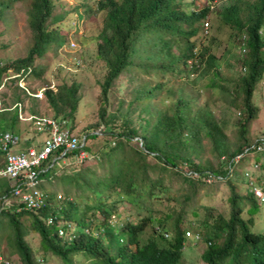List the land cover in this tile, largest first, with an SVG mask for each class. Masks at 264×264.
I'll list each match as a JSON object with an SVG mask.
<instances>
[{"label":"trees","instance_id":"trees-1","mask_svg":"<svg viewBox=\"0 0 264 264\" xmlns=\"http://www.w3.org/2000/svg\"><path fill=\"white\" fill-rule=\"evenodd\" d=\"M179 4L178 0H101L98 2L99 8L106 9L105 29L100 31L97 43V49L103 52V60L107 66L101 83L103 99L107 98L108 89L122 70L137 67L139 70L135 74L143 73L150 79H143L139 83L140 86L134 88L132 97L126 102V107L120 111V117L112 113L106 114L104 103H101L100 111L103 113L101 114V120L107 122L105 133L86 132L84 145L91 155L79 161L78 177L73 176V174L64 177L73 180L78 187L81 179L82 181L85 180L83 178L87 176L88 170L94 171L98 167L109 170L107 174H111L109 180L107 175L98 177L99 184L103 186L102 194L99 188L93 189L94 194L99 199V209L103 216L106 218L110 214V218L112 214H116L115 201L107 203L101 199L102 195H109L103 193V190L111 180H115L118 185H121L122 191L118 194L125 197L124 204L126 206L132 205L136 210L134 217L129 215V218L125 220L126 222L123 224L120 234L113 230L112 222L110 224H107L108 222L103 223L105 225H102L105 227V237L115 247V250L108 245L105 246L100 239L93 237L81 239L78 243L80 251H92L93 256H89L91 259L89 264H182L184 260L187 261V256L184 255V247L187 248L188 244H185V242L188 237L185 238L184 231L179 227L180 225H177L178 223H176L170 237H165L160 230L142 242L138 237L146 224L140 227L136 220L143 216H151L150 214H139L138 209L151 208L150 199L155 198L160 190H167V179L171 176L167 177L165 175L166 169L169 166H176L181 160L189 164L188 169L191 168L198 172L194 176L181 172L180 180L186 183L185 186L188 190L196 188L197 183L204 181L205 177L215 175L216 178H212L208 183H203H207L209 188H217L221 180L217 179L218 176L222 178L227 176L224 182H226L231 192L229 195L231 214L227 219L219 213L214 215L209 207L206 208L202 217L204 221L208 218L213 219L212 225H208V228L209 231L212 228L216 235V237L213 234L209 235L206 231L207 236L213 240L204 250L206 264H264V238L261 232L252 229L255 213L257 212L259 215L262 209V201L257 198L253 188L262 185L261 178L258 181H253L245 175L250 172V169L246 168L250 161L255 162L262 159L261 146H264V137L259 138L256 136L252 141L246 142L244 135L246 125L249 124V120L258 109L253 99V93L256 90L255 85L264 77V32H261L264 28V0H253L251 2L252 6L257 7L259 5L260 8L259 14L255 17H249L248 22L245 24L247 34L243 38L245 49L243 51L239 49L240 53L237 56L241 66L244 65L245 68L244 74L241 75L242 89L227 101L229 104L227 110L231 109L232 105L239 110L236 118L234 117V124L238 126L235 140H232L235 135L230 137L225 133L224 127L215 120L209 108L202 106L198 112L191 114L187 110L188 98L182 99L179 97V101L177 100L173 104L172 111L157 108L153 101L156 91H160L164 85V81L161 80L164 73L176 76L185 71H198L202 70L200 69L201 64L204 65L202 74H206L209 70H214V73L218 72L221 58L216 57L207 48L202 49L197 56H190L189 53H186L187 58H194L195 60L191 66L185 60L186 63L180 62L170 69L159 72L155 77V70H159L161 67L165 68V66L159 64L147 65L140 61L139 50L132 44L133 35L137 30L151 29L159 33L164 29H175L179 34L186 35L188 39L186 46L189 50L192 49L194 44L189 39L196 32L203 31V28L200 29L199 23L201 18L207 14L209 7L204 5L199 10L186 11L180 8ZM9 5V0H0V20ZM52 7L51 0H32L27 12L29 25L34 34V42L29 47L26 55L13 60V64L18 66L33 64L34 67L35 58L43 53V49L51 41L60 42L64 39L59 30L47 23L52 14ZM76 7V5L71 4L68 8L75 9ZM55 18L57 17L52 18V20ZM224 22L225 26L232 27L229 21L225 20ZM167 43L168 55L171 56V59L176 60L170 51L171 40H167ZM243 55L245 56L243 57ZM3 68L5 67L0 65V73ZM151 80H153V83ZM74 90L75 88H73ZM63 93V91H60L53 94L48 91V101L56 114L63 112L62 103H64L69 107L68 115L73 116L75 97H71L68 105L65 102ZM120 102L124 103L122 99H120ZM129 103L132 104L134 109L139 108L136 122L131 125L126 120L125 124L122 120V124L116 123L113 117L122 118L125 116ZM143 113L147 115H143ZM135 136H139V138L134 139ZM204 136L209 137L215 163L211 159H206L204 163L200 161L202 158L200 153L203 149L201 138ZM185 137H189L190 141L186 140ZM96 140H102L103 146L96 147ZM169 142L183 145L191 152L186 154L185 151L178 150L174 154L177 159L171 161L173 152L168 151L167 145H169ZM232 144L233 148L225 149L226 146ZM122 151L126 155L123 160L124 164H122L123 162L114 163L113 159ZM148 153H153L154 157L161 161L162 168L159 171L161 174L157 176L149 175L150 178H148L147 170L157 168L158 164H151L146 160ZM238 154L240 155L237 156ZM191 155L200 159L194 161ZM223 158L226 162L224 161V164L219 166L218 163ZM225 163L228 166L225 167ZM204 164L209 165L204 166ZM135 172H138L136 178L133 175ZM239 173L242 174L241 182H237ZM245 181V184H247L246 189L240 192L238 187H241ZM65 192L66 197L63 201L61 199L58 202L59 204L62 203L60 208L51 203L40 208L39 213L29 212L33 216L30 227L38 230L40 234L39 249H36V254L32 246L24 239L29 227L18 218L25 211L14 214V212H9L7 209L0 210V224L6 223L11 228L14 243L18 248L19 259L15 261H21L22 264H48L52 261L51 257L54 255L58 258L60 256L64 257L65 249H67L66 243H63L66 238L63 233L62 235L59 233V230L67 234L68 232L73 233L78 238L81 225L74 223V210L77 200H71L68 198L69 192ZM134 192L137 194H134ZM188 198L189 195L185 194L184 199L187 200ZM243 203L251 204V206L246 207ZM122 208L120 206L119 210L117 209L118 214L121 216H123ZM245 209L250 211L246 219L240 214ZM39 214L44 217L56 216V218L52 224H45ZM171 214L166 213L165 217H170ZM76 217L79 216L76 215ZM192 217L199 219V213H193ZM179 218L181 219L182 216ZM223 228H226V230ZM162 229L169 231L165 226ZM237 230L240 231L239 235ZM98 236L103 237L104 235L99 233ZM118 236H123L124 242H114ZM129 244L135 245V247L131 248ZM186 252H188V248ZM0 264L6 263L1 262Z\"/></svg>","mask_w":264,"mask_h":264},{"label":"rangeland","instance_id":"rangeland-1","mask_svg":"<svg viewBox=\"0 0 264 264\" xmlns=\"http://www.w3.org/2000/svg\"><path fill=\"white\" fill-rule=\"evenodd\" d=\"M88 1L89 0H52V15L47 22L50 24L51 19L57 17L53 19V22L51 23L53 24V27L63 34L64 39L60 42L51 41L47 48L45 47L42 55L36 58L35 62L39 64L37 69H41L42 73L44 72V76H47L49 79L46 80L45 84L42 83V78H37L33 82L35 84H44L43 88L45 86H51L52 89H56V87H70L72 83H78V91L76 90L77 104L76 109L72 111L74 116L73 118H70V124L75 131L81 134L87 131H95L96 133L101 134L106 130L105 126L107 125V122L101 120V114H103L102 111H100L101 103H104L106 114L112 113L120 117V111L126 107V102L132 97L134 88H138L140 86V81L142 82L143 79L141 78L142 80H137V74H135L139 70L137 67L124 70L115 78L114 83L108 89L107 101H105L106 99H103L100 83L103 81L107 66L103 60V52L98 51L97 49V43L99 41L100 30L103 26V17H105L106 9L96 10L95 8H92L88 14V11H85V6ZM202 1L201 4L206 3L208 0ZM252 1L253 0H247V3ZM9 2L10 5L3 12V17L0 20V60L6 62L5 65H9L13 60L24 57L34 40L33 31L28 22L27 8L30 5V0H9ZM238 3V0H215L210 5V9H213L209 11L208 16L205 18L206 20L209 19L207 24L208 30L196 32L189 39V41L194 44L192 49L189 50L186 43H184L186 38L185 34L176 38V40H173L172 55L178 57H184L182 52L197 56L202 49H209V51L214 53L216 57L221 58L218 72L214 73V70H209L207 71V74H202L204 65L201 64V72L193 71L192 73L187 74L185 71L176 76L164 73L161 78V80L164 81V85L160 91H156V94L153 97V101L157 108L169 109L170 111H172V106L177 102L179 97L182 99H189L187 110L191 114L198 112L199 108L202 106L207 109L209 108L212 111L215 120L224 127L225 133L230 137L235 135L232 140H235L237 137L236 130L238 129V126L237 124H234V117L236 118L239 110L234 105L231 106V109L227 110L229 106L227 101L231 99L232 95L242 89L241 75L244 74L245 68L244 65L241 66L237 56L240 53L239 49L241 51L245 49L243 38L247 34L244 33L245 26L243 23H245L248 18L238 19L237 21L229 19L235 21L237 24L232 22V27L229 25L225 26V22H221V20L224 18L228 19V17L218 14L214 9L218 8V10L224 12L235 11L239 7ZM247 3L243 4L242 14H245L248 10L253 13V17L257 16L259 14L260 6L257 4V7L254 6L252 8L251 6H248ZM71 4L78 6V8H68ZM183 7L184 9L189 10L194 9L196 5H191L190 2H187ZM79 12L82 14L78 15L76 22V17ZM75 27H78V37L77 41H75L76 43L73 45L72 37L75 36ZM261 32H264V28H262ZM168 36L169 34H166L167 38ZM81 54H83V61L79 65V60L76 59L79 58V55ZM244 56L245 55H243V57ZM8 69L11 68L8 67ZM158 72V69L155 70L154 77ZM132 74H135L133 78L131 77ZM146 77L149 78L148 76ZM151 82L153 83V80H151ZM255 87L256 90L253 93V99L255 100L258 109L254 116L249 120V124L246 125L247 128L244 133L246 142L249 140L252 141L256 136L259 138L264 137V77L256 83ZM72 88L77 89L76 84H74ZM66 91L64 93H66ZM120 99H122L124 103H121ZM26 100L27 99H25V101ZM29 104L33 106V101L30 100ZM35 107L39 112L54 113V108L44 96L42 99L38 100ZM63 107V112L68 113L69 110L67 106L64 105ZM138 111L139 108L134 109L132 104L129 103L126 115L122 118L113 117V120H115L116 123H121L122 120L124 121V124L127 121L128 124L131 125L136 122ZM143 115L147 114L143 113ZM6 120L9 122L11 118L8 117ZM1 123L2 121H0V124ZM15 126L18 127L20 134L26 132L24 129L26 126L25 122H16ZM29 134H32V131H29ZM41 137L42 135L39 134V138ZM133 138L136 139L139 138V136ZM100 139L102 138L100 137ZM185 139L190 141L189 137H185ZM96 141V147L103 146L102 140ZM201 141L203 145V149L200 153L202 158L200 159L193 155H191V158L194 159V161L200 159L202 163H204L206 159H211L213 163H215L209 137L204 136L201 138ZM31 143L32 138L24 142L25 145H30ZM167 148L170 153L173 152L171 161L177 159L174 154L178 150L182 152L185 151L186 154L191 152L183 145L176 144L175 142H169ZM230 148H233V144L225 147V149ZM239 155L240 154L237 156ZM124 158H126V155L122 151L113 159V162H123ZM224 158L219 161V166L224 164ZM146 160L151 164H158L157 168H153V170H150L149 168L147 170L148 178H150L149 175L157 176L161 174L159 172L162 169L161 161L154 157L153 153H148ZM255 162L259 163V161ZM255 162L250 161L246 168H252L258 173L254 167H259V165H255ZM122 164H124V162ZM206 165L209 164H204V166ZM226 166H228V164L226 165L225 163V167ZM55 167H57L55 172L59 175V178L54 179L53 181L50 180L47 184L52 190H55L56 193L61 192L62 195H66L65 191H68L73 199L75 195L83 197L92 192L93 188L86 187L83 184L82 179L77 187L73 180L64 178L65 175L72 174L73 176L78 177V170L80 169L79 161L72 160L70 166H64L63 162L59 165L56 163L53 168ZM188 167H190L189 164L181 160L176 166H169L166 169L165 175H167V177L171 176L167 179V190H160L157 193V198L150 199L151 208L138 209L139 214L151 215L150 217L143 216L142 218L136 219L140 227L146 224L140 231L138 238L143 242L149 236L156 234L160 230L164 236H168L169 232L172 234L176 223H178L177 225H180L179 227L184 231L185 238L188 237V240L185 242V244H188V252H186L187 248L184 247V255L187 256V262L185 264H205V261L203 260L205 252L202 253V251L207 246L206 241L208 238L195 242L194 236H188L186 231L190 230L191 227H197L198 229L207 231V233L211 235L212 230L209 231L208 225H212L213 219L208 218L206 221L202 219L206 208L209 207L214 215L219 213L227 219V216L231 213V203L229 199L231 192L226 182H224L225 177L227 176H224L223 178L218 176L219 178L217 179L221 180L217 188H209L207 186V183L210 182L212 178H216L215 175H212V177H205L204 181L197 183L196 188L188 190L186 188L187 186H185L186 183L180 180L181 174L183 173L194 176L198 173L191 168L188 169ZM253 170H250V172H247L245 175L255 181L257 177L254 176ZM108 172L109 170L100 168V175H107ZM87 173L89 178L95 175V173L90 170H88ZM139 173H141V171H139ZM49 175H51V172ZM133 175L134 178H136L138 172H135ZM83 179H87V177L84 176ZM241 181L242 174L239 173L237 182ZM260 181L262 185L261 187L256 186L260 189L255 190V194L257 195V198L262 201V209L259 212V215L257 212L255 213L253 228L257 230V232H261L264 238V176L261 177ZM203 182L207 183L205 184ZM245 183L246 181L241 187H238L240 192H243L246 189L245 186L247 184ZM113 185L114 192L112 194H110L112 192L110 183L103 190V193L111 195L108 201H115L116 213L120 206L123 207L122 212L124 217L122 216L123 218H121V220L116 218L117 222H115V229L119 230L124 226L123 224L126 222L125 220L129 218V215L130 217L135 216L136 210L132 205L126 206L124 204L123 201L126 200L125 197L122 194H118V192L122 191L120 187L121 185H118L116 181ZM93 187L99 188L102 194V185L94 184ZM134 194L137 193L134 192ZM185 194L189 195L187 200L184 199ZM243 204L246 207L251 206V204L248 203ZM148 209L151 210L149 211ZM81 210L83 213H86L87 216L93 215L95 211L93 208H86L83 203L81 204ZM195 212L199 213V219L192 217ZM166 213L172 214L170 217H165ZM248 213H250V211H247V209L242 210L243 216H249ZM180 216H182L181 219L179 218ZM28 217L29 216L27 215L23 219L24 224L29 227L28 232L24 235V239L32 246V249L36 254V249H39L40 234L35 231L36 229L30 227V219H28ZM74 220L79 222L81 221V218L74 217ZM163 226L169 231L162 229ZM223 229L226 230V228ZM237 234H240L239 230H237ZM11 235V228L6 223L0 224V253L3 254L4 259H6V257L9 259L12 258L14 259L13 262L15 264H22L20 263L21 261H15L16 259H19V254L18 248L11 238ZM131 247L133 248L135 245H132ZM51 258L52 261L48 264H63L60 257L58 258V256L56 257L54 255ZM73 260H80L86 263L88 258L84 257L82 253H78L73 255Z\"/></svg>","mask_w":264,"mask_h":264},{"label":"clouds","instance_id":"clouds-1","mask_svg":"<svg viewBox=\"0 0 264 264\" xmlns=\"http://www.w3.org/2000/svg\"><path fill=\"white\" fill-rule=\"evenodd\" d=\"M99 1L101 0H89L85 6L86 7L85 11H88V14H89V11L92 10V8H95L96 10H103L98 7ZM178 1L180 3L179 6L182 9H184L183 5L186 4L187 2H190L191 5H196L194 9H189V10H199L204 5H207L209 7V10L207 14L205 15V17L201 18L199 25L201 26L200 29L203 28V30H208L207 24L209 22V19L206 20L205 18L208 16L209 11L213 9V8L210 9V5L215 0H208L206 3H202V4H201V2H203L202 0H192V1L178 0ZM238 1H239L238 3L239 7L235 11H233V19L237 21L238 19L248 18L249 20V17H253V13L249 12L248 10H247L248 15L241 17V13L243 11V4L247 3V0H238ZM31 3H32V0H30L29 7L31 6ZM247 5L251 6L252 8L254 7L251 5V2L247 3ZM28 8H27V11H28ZM189 10H186V11H189ZM214 11H217L218 14L228 17L227 16L228 11L225 12L224 14H223V11L218 10V8H215ZM81 14H82L81 12L77 14L76 22H77L78 15H81ZM236 14H239V15H236ZM104 18L105 17H103V26L100 31L105 29ZM225 20L228 21L227 18H224L223 20H221V22ZM248 20L245 23H243L244 26L248 22ZM51 21L53 22L52 19ZM51 21H50V24L51 26H53ZM235 21L232 20L233 23H236ZM28 22H29V18H28ZM232 22L229 21V23L233 26ZM238 25H241V24H238ZM77 31H78V27H75V36L72 37L73 45L76 43L75 41H77V37H78ZM244 33L246 34V29ZM166 34H169L168 38L166 37ZM182 35L183 34H179L175 29H164L163 31L159 33L151 29L137 30L133 35L134 39H133L132 44L138 48L139 59L141 62L147 65H155V64L162 63V64H159V65L165 66V68L161 67V69H159V72H162L167 69H170L171 67H173L174 65L180 62L186 63L185 60H187V63L190 66L195 61L193 58H187L188 55L191 56L192 54H188L186 56V53L182 52V55L184 57H178V56L173 55L176 58V60L171 59V56L168 55L167 40H171L170 51L172 53L173 40H176V38H179ZM187 41L188 39L185 38L184 43H187ZM44 50L45 48L43 49V52ZM35 60H34V64H35L34 67L32 66L33 64L31 65L26 64V65L18 66L16 64H13V62H11L9 65H5L6 62L0 60V65L5 67L0 73V121H2V123L0 124V170H5V167L7 166V164H9L8 156L11 154L21 155L25 152L27 153L30 148L36 149L37 151L43 149L44 141L47 137L50 136V134L45 131L43 126L41 127V129L38 128V124L36 121L37 119L42 118V117H46L47 119H53L56 123L60 124V127L65 126L79 140H82L83 141L82 149L84 150L85 154L82 158H79L77 154L80 151V149L78 148L67 149L66 153L63 156L57 157L56 159H54V161L52 159L50 161L51 157H49L50 162L48 161V158H47L43 160L40 164L33 165V168H36L39 173L37 174L35 178V182L33 184H30V183L28 184L27 191H33L34 196L40 194L43 197V202L39 206H33L32 204L27 203L26 198L24 200L22 194L24 193L25 189H21V192L19 193L14 192V189L12 186H13V182L16 180V177L10 176L6 173L5 174L0 173V210L7 209V211L14 212V214H18L19 212L25 211L18 218L23 221L25 216L28 215L29 216L28 219H30V224L32 222L31 220L33 216L29 214V212L39 213L38 210L40 208H42L46 204H51V203L55 204L58 208H60L62 203L59 204L58 202H60L61 199L63 201V199L66 197V195L64 194L62 195L61 192L56 193V191L52 190L47 184L48 181L50 180L53 181L54 179L59 178V175L55 172L58 166L53 168L54 165L56 163L57 165H59L61 162H63L64 166L65 165L70 166L72 160L80 161L82 159H86L87 157H90L91 155V153L88 152L87 149H85V145H84L85 139H86V132H83L82 134L78 133L77 131L74 130V128L70 124V118H73L74 114L73 116H69L68 113H65V112L63 113L61 112L59 114H56L55 111L54 113L39 112L38 109L35 107L38 103V100L42 99L43 96L46 99H48V94H47L48 91H50L53 94H56L60 91L65 92L67 89L66 93H63L65 102L69 105V100H71V97L74 96L75 97L74 104H75V109H76V104H77L76 90L78 91L79 84L72 83L70 87L69 86L60 87V88L56 87V89H52L51 86H45L43 88V85L46 83V80L49 78L47 76H44V72L42 73L41 69H37V66L39 64H37ZM76 60H79V65H80L81 62L83 61V54L79 55V58H77ZM8 67H10L11 69H8ZM126 70H129V69H126ZM123 71L124 70H122V72ZM198 71L201 72L202 70H198ZM186 72L187 74H190L193 71H190V72L186 71ZM134 76L135 74L131 75L132 78ZM146 76L147 75L141 73V74H137L136 78L137 80L141 78L144 79V78H147ZM37 78L39 79L42 78L41 80H42V83L44 84H35L33 81H35ZM74 84H76L77 89L73 91L72 87ZM25 99L27 100L25 101ZM30 100L33 101V106L29 104ZM64 105L65 104L62 103V107ZM67 108L69 110L68 106ZM63 110H64V107H63ZM8 117L11 118L9 122H7L6 120V118ZM16 122H25L26 126L24 127V129L26 130V132L20 134L18 127L15 126ZM29 131H32V134H29ZM39 134L42 135L41 138H39ZM31 138H32V143L30 145H25L24 142L28 141ZM62 148L63 147H57L53 149L52 151H50L49 153H51V156L52 155L58 156ZM100 168L101 167H98V168H95L94 171H91L95 173V175L91 178H89L88 173H86L87 175L86 177L88 180L85 179L83 181V184L86 187L95 189L93 187L94 184L99 185L98 177L104 176V175H100ZM50 172H51V175H49ZM18 174H21V172L19 171ZM114 182L115 180H111L109 182L110 188L112 189V192L110 194L114 192V185H113ZM254 188H255L254 190L260 189V188H257L256 186H254ZM110 194L108 196L102 195L101 199H103L107 203L113 202V200L108 201V199L111 196ZM68 198H70L71 200H77L75 203L74 217L78 215L81 218V221L79 222L75 221L74 223L81 225L80 226L81 228H80V232L78 233V238L73 233L68 232L67 234L59 230V233L61 235L63 233V236L66 238V240H63V243H66L67 245V249H65V252H64L65 258L60 256V259L62 260L63 264H89V262L91 261L89 256H93L92 251L90 250L88 252H83V251H80V249L78 248V243L83 238L93 237L96 239H100L101 242L105 246L108 245L109 247L115 250V247L111 245L110 244L111 242L107 241L105 237L106 235V233L104 232L105 225L103 223L108 222L107 224H110V222H112L113 230L116 233L119 232L120 234V231L122 230V228H120L119 230L115 229V222H117L116 218L121 220V218L123 217L119 215L117 212L116 214H112L110 218H109L110 214L105 218L99 209V199L96 197L93 190L89 195H86L83 197H79L78 195H75L72 199V197L69 195ZM82 203L84 204L86 208L95 209L93 215L87 216L86 213H83V211L81 210ZM71 212L73 213L72 210ZM39 217L42 218L45 224H52L56 218V216H51V215L44 217L41 214H39ZM211 230H212V234L215 235L212 228ZM35 231L38 232V230H35ZM186 232L188 236L190 235L194 236L195 242H199L202 239L208 238V240L206 241L207 242L206 248L213 242L211 237L207 236L206 231L198 229L197 227H191V229L187 230ZM99 233H101L104 236L103 237L98 236ZM169 236H171L170 232H169V235L165 237H169ZM11 238L13 239V232H12ZM114 242H124L123 236L116 237V240ZM131 246L132 244H129V247ZM204 250L202 251V253L204 252ZM78 253H82L84 257L88 258V261L84 263L83 261H80V260L79 261L73 260V255H76ZM13 261L14 259L12 258L9 259L8 257L4 259L3 254L0 253V263L4 262L6 264H15ZM186 262L187 261L184 260L182 264H185Z\"/></svg>","mask_w":264,"mask_h":264},{"label":"built area","instance_id":"built-area-1","mask_svg":"<svg viewBox=\"0 0 264 264\" xmlns=\"http://www.w3.org/2000/svg\"><path fill=\"white\" fill-rule=\"evenodd\" d=\"M36 122L39 129H41V127L43 126L45 131L50 134V136L47 137L44 141L43 149L37 151L36 149L30 148L27 153L25 152L21 155L11 154L8 156L9 164H7L5 170H0V173H6L10 176L16 177V180L13 182L12 186L14 192L19 193L21 192V189H25L22 196L24 200L26 198L27 203H30L33 206H39L43 202V197L40 194L34 196L33 191H27L28 184H33L35 182L37 174L39 173L36 168H33V165L40 164L47 158L49 161V157H51L50 161L51 159L54 161V159H56L57 157L63 156L66 153L67 149H80L77 154L79 158H82L85 154L84 150L82 149L83 141L79 140L65 126L60 127L59 123H56L53 119H47L46 117L39 118ZM57 147H63L60 150L59 155L51 156V153L49 152ZM19 171L21 172V174H18Z\"/></svg>","mask_w":264,"mask_h":264},{"label":"crops","instance_id":"crops-1","mask_svg":"<svg viewBox=\"0 0 264 264\" xmlns=\"http://www.w3.org/2000/svg\"><path fill=\"white\" fill-rule=\"evenodd\" d=\"M236 15H239V14H236ZM248 15V13L246 12L245 14H242L241 13V17H244V16H247ZM227 16H228V21H231L232 22V20H229V19H233V11H228L227 12ZM261 151H262V159L259 161V163H256L255 162V164H258L259 165V167H254L257 171H258V173H256V171H254L252 168H249L250 170H253V173H254V176H256L257 178H256V180L255 181H258L259 180V178H261V177H263L264 176V146H261ZM258 162V161H257ZM111 175V174H110ZM110 175H107V178H108V180H109V178H110ZM259 187H261V185H258ZM230 214L231 213H229V215L227 216V217H229L230 216ZM241 214V216L243 217V218H248V215L245 217V216H243L242 215V212L240 213ZM253 223H254V221H253ZM252 223V229H254L253 228V224ZM210 235V234H209Z\"/></svg>","mask_w":264,"mask_h":264}]
</instances>
